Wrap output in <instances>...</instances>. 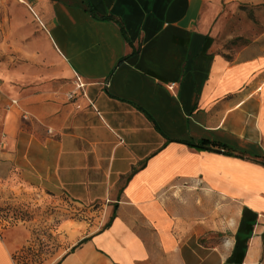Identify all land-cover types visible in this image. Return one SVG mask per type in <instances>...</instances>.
<instances>
[{
	"label": "crops",
	"instance_id": "1",
	"mask_svg": "<svg viewBox=\"0 0 264 264\" xmlns=\"http://www.w3.org/2000/svg\"><path fill=\"white\" fill-rule=\"evenodd\" d=\"M23 1L84 83L52 118L15 76L0 83V185L91 216L59 224L47 264H259L264 43L215 51L209 29L234 0ZM32 223L0 225V264H19Z\"/></svg>",
	"mask_w": 264,
	"mask_h": 264
},
{
	"label": "rangeland",
	"instance_id": "2",
	"mask_svg": "<svg viewBox=\"0 0 264 264\" xmlns=\"http://www.w3.org/2000/svg\"><path fill=\"white\" fill-rule=\"evenodd\" d=\"M208 17L215 51L233 54L235 48H242L248 41L264 43V0L224 3ZM5 75L19 79L23 95L38 98L41 108L44 104L57 107L51 118L60 112V106L74 101L82 92L78 79L54 48L47 29L29 5L20 0H0L1 84L8 81ZM95 208L96 217L102 219L105 212L98 211V205ZM88 219L90 215L64 197L40 196L33 191L18 194L11 187L0 185L1 227L35 221L30 244L15 254L19 264H47L61 246L59 224L68 221L70 231L75 223ZM67 235L63 249L73 240L69 232ZM259 264H264V233Z\"/></svg>",
	"mask_w": 264,
	"mask_h": 264
},
{
	"label": "trees",
	"instance_id": "3",
	"mask_svg": "<svg viewBox=\"0 0 264 264\" xmlns=\"http://www.w3.org/2000/svg\"><path fill=\"white\" fill-rule=\"evenodd\" d=\"M101 18H103V19H109V20H112V21H114L115 23H117V24L119 25V27H120V29H121V31H122L124 37H125L127 40L129 39V38H128V35H127V32H126V30H125V27H124V25H123V22L121 21V19H119L118 17L113 16V15L103 16V17H101ZM248 42H249V41H248ZM248 42H247V43H248ZM223 148L225 149V151H226L227 153H230V154H235V155H238V156H245V155H246L243 151L236 150V149H234V148H232V147H226V146H223ZM112 218H113V216L109 219L108 222H106V223L102 226V229H105V228H107V227L110 225V222H111ZM87 239H88V237H85V238H83L82 240H80L76 245H74V246L70 249V251H73L76 247H78L80 244H82L83 242H85ZM56 264H59V263H56Z\"/></svg>",
	"mask_w": 264,
	"mask_h": 264
},
{
	"label": "built area",
	"instance_id": "4",
	"mask_svg": "<svg viewBox=\"0 0 264 264\" xmlns=\"http://www.w3.org/2000/svg\"><path fill=\"white\" fill-rule=\"evenodd\" d=\"M78 81H79V86H82L84 83L80 80V77H77ZM13 102H16L15 100Z\"/></svg>",
	"mask_w": 264,
	"mask_h": 264
},
{
	"label": "bare ground",
	"instance_id": "5",
	"mask_svg": "<svg viewBox=\"0 0 264 264\" xmlns=\"http://www.w3.org/2000/svg\"><path fill=\"white\" fill-rule=\"evenodd\" d=\"M20 1H22V2H23V0H20Z\"/></svg>",
	"mask_w": 264,
	"mask_h": 264
}]
</instances>
